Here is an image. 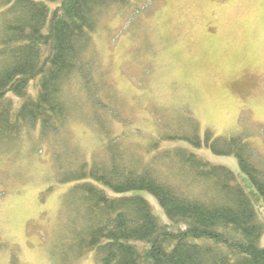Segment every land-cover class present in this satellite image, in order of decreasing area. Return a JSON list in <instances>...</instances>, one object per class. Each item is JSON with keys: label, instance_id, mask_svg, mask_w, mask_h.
<instances>
[{"label": "trees", "instance_id": "16d2710c", "mask_svg": "<svg viewBox=\"0 0 264 264\" xmlns=\"http://www.w3.org/2000/svg\"><path fill=\"white\" fill-rule=\"evenodd\" d=\"M140 5L0 0V152H11L13 163L23 158L20 143L36 131L37 140L56 141L50 178L67 185L60 201L67 219L59 217L53 232L60 236L56 264L89 251L98 264H264L263 225L244 187L227 166L191 149L234 155L264 204L259 132L239 126L216 136L204 129L201 136L190 108L180 115L163 107L162 117H151L156 135L137 146L125 129L111 127L130 120L120 114L124 96L97 61L94 36L112 11L122 16ZM74 120L96 134L88 156L68 132ZM143 192L157 200L165 220Z\"/></svg>", "mask_w": 264, "mask_h": 264}, {"label": "rangeland", "instance_id": "374dc122", "mask_svg": "<svg viewBox=\"0 0 264 264\" xmlns=\"http://www.w3.org/2000/svg\"><path fill=\"white\" fill-rule=\"evenodd\" d=\"M139 3L138 10L122 16L112 11L94 36L97 61L126 100L120 114L126 111L130 124L114 122V133L125 129L127 141L137 146L134 142L156 135L151 117L163 116L158 109L174 108L182 115L190 108L201 136L204 129L216 136L235 133L240 126L260 133L254 145L264 155V0ZM83 124L72 121L68 132L88 156L96 134ZM38 132L21 141L18 154L24 157L14 163L11 152H0V264H10L12 255L14 264L61 261L60 236L53 232L59 230L60 218L63 224L67 219L60 202L67 185L50 178L56 141L52 136L37 140ZM191 149L235 173L263 225L259 245L264 246V204L236 157L214 154L205 146ZM143 195L165 220L157 200ZM73 258L72 264H98L91 251Z\"/></svg>", "mask_w": 264, "mask_h": 264}]
</instances>
